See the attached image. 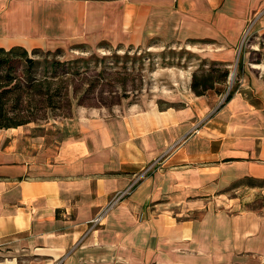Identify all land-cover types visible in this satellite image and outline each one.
<instances>
[{"label":"crops","instance_id":"crops-1","mask_svg":"<svg viewBox=\"0 0 264 264\" xmlns=\"http://www.w3.org/2000/svg\"><path fill=\"white\" fill-rule=\"evenodd\" d=\"M244 34L264 35V0H0L4 49L157 39L229 63ZM236 83L219 104L187 86L178 104L0 128V264H264V205L248 207L264 187L236 184L264 180V76Z\"/></svg>","mask_w":264,"mask_h":264},{"label":"rangeland","instance_id":"rangeland-1","mask_svg":"<svg viewBox=\"0 0 264 264\" xmlns=\"http://www.w3.org/2000/svg\"><path fill=\"white\" fill-rule=\"evenodd\" d=\"M168 42L152 39L147 46L115 47L105 41L106 46L100 48L97 45L75 42L58 47L62 49L60 54L40 52L31 55L29 53V56L35 60L33 71L38 75L44 73L48 75L53 69L63 75L66 69H70L68 71L72 74H68L70 81H67L71 92L69 106L67 104L54 111L41 109L28 123L36 126L38 131L44 127L53 128L55 131L59 120L75 109L111 115L120 111L126 104L135 101L154 100L160 106L178 104L179 91L189 86L192 76L201 77L203 74L201 70L205 69H211L213 83L211 88L202 91V95L209 101L213 100V103L219 104L227 91L235 87L238 76L245 70L264 76V35L249 34L246 38L244 34L232 61L229 63L214 61L218 64H211L212 61L201 57H206L203 53L215 49V46L209 43L194 48L187 44ZM77 44L83 45L84 50L73 48V45ZM91 53L93 55L90 57ZM75 57L87 59L66 65L54 66L52 63L53 59L68 60ZM224 69H227L228 73L225 80H222L220 72ZM76 95L80 96L77 99L78 105L74 98ZM147 170L146 167L135 175L131 183L135 185L144 177ZM262 184L264 185V182ZM245 191L239 188L228 191V194L235 193L242 196ZM263 205L264 197H261L256 198L248 207ZM104 219L105 217L98 223H89L90 228L99 227Z\"/></svg>","mask_w":264,"mask_h":264},{"label":"trees","instance_id":"trees-1","mask_svg":"<svg viewBox=\"0 0 264 264\" xmlns=\"http://www.w3.org/2000/svg\"><path fill=\"white\" fill-rule=\"evenodd\" d=\"M105 43L100 42L98 47H105ZM83 45H73L75 49H83ZM62 49L56 48L53 51L33 48L27 51L21 46H11L8 49L0 47V128L15 127L26 124L37 116V113L43 110H58L64 105L69 106L71 92L68 87V77L70 69L62 73L54 69L50 74L38 75L34 73L35 60L29 56V53L37 54L40 52L60 54ZM93 53L90 54V57ZM95 55V54H94ZM87 58L75 57L68 60L53 59L52 63L56 65H66L74 61H86ZM218 64L217 62H210ZM67 68V67H66ZM211 70V69H210ZM208 69L201 70V77H191L189 88L195 95H202L204 90L212 87V74ZM73 71V70H71ZM227 69L220 72V77L225 80ZM72 74V73H71ZM233 88L229 89L223 98L226 101L232 94ZM79 95L74 96L78 105ZM69 111V108H68ZM65 114L64 116H68ZM264 180H241L236 184H245L247 186H260Z\"/></svg>","mask_w":264,"mask_h":264},{"label":"built area","instance_id":"built-area-1","mask_svg":"<svg viewBox=\"0 0 264 264\" xmlns=\"http://www.w3.org/2000/svg\"><path fill=\"white\" fill-rule=\"evenodd\" d=\"M133 183H130L127 187L120 191L114 192L105 202V204L98 209V211L95 213V215L92 217V219L89 221L90 223H98L105 217L108 213V211L115 206L119 201L130 192V189L132 188Z\"/></svg>","mask_w":264,"mask_h":264}]
</instances>
